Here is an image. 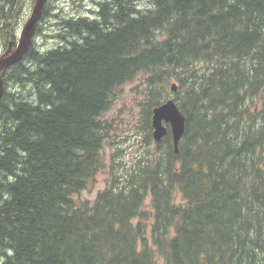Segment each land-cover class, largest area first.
Returning <instances> with one entry per match:
<instances>
[{
    "label": "trees",
    "instance_id": "trees-1",
    "mask_svg": "<svg viewBox=\"0 0 264 264\" xmlns=\"http://www.w3.org/2000/svg\"><path fill=\"white\" fill-rule=\"evenodd\" d=\"M95 7L3 71L34 91L0 102V264H264V0ZM18 10L0 0L5 48ZM137 79L141 149L80 199L112 145L105 114ZM170 99L186 121L178 153L169 126L153 138Z\"/></svg>",
    "mask_w": 264,
    "mask_h": 264
},
{
    "label": "rangeland",
    "instance_id": "rangeland-1",
    "mask_svg": "<svg viewBox=\"0 0 264 264\" xmlns=\"http://www.w3.org/2000/svg\"><path fill=\"white\" fill-rule=\"evenodd\" d=\"M36 0H16L19 12L16 19V36L19 41L22 29L32 15V10ZM148 0H144L146 5ZM46 16L38 24L39 32L34 38L33 46L37 50L47 51L57 47L61 40L57 38L59 23L61 19L72 17L92 16L95 7V0H49ZM6 48L0 45V55ZM1 57V56H0ZM25 65L31 67V63ZM33 88L29 85H17L10 82L5 87V92L17 94L21 98H29L33 95ZM144 85L140 79L124 86L116 98L112 108L105 114L114 126L115 132L110 139L112 145L105 148V168L98 174L95 181H91L80 199L94 201L98 192L107 187L109 181L110 166L123 162L129 164L139 153L140 142L143 132L139 129L141 103L144 97ZM15 97V96H14ZM117 150L123 151L117 154ZM114 155V157H113ZM79 197H76L78 199ZM149 208V206H148Z\"/></svg>",
    "mask_w": 264,
    "mask_h": 264
},
{
    "label": "water",
    "instance_id": "water-1",
    "mask_svg": "<svg viewBox=\"0 0 264 264\" xmlns=\"http://www.w3.org/2000/svg\"><path fill=\"white\" fill-rule=\"evenodd\" d=\"M49 0H36L32 10V15L24 25L20 39L12 52L13 45L10 43L5 55L0 57V102L5 92L3 71L21 62L25 55L32 48L37 27L44 16L45 6ZM176 91V84L172 85ZM185 117L179 110L176 102L172 99L156 107L153 110L152 127L153 138L159 142L168 134V128L173 138L175 152L178 153V146L185 132Z\"/></svg>",
    "mask_w": 264,
    "mask_h": 264
},
{
    "label": "flooded vegetation",
    "instance_id": "flooded-vegetation-1",
    "mask_svg": "<svg viewBox=\"0 0 264 264\" xmlns=\"http://www.w3.org/2000/svg\"><path fill=\"white\" fill-rule=\"evenodd\" d=\"M10 43H12V45H13V48H12V52H13V51L15 50V47H16L17 43H18L17 36H16V32H15V35H14V39L11 40ZM2 47H3V46H2ZM7 50H8V48H6L3 52H1V55H0V56L5 55L6 52H7Z\"/></svg>",
    "mask_w": 264,
    "mask_h": 264
},
{
    "label": "bare ground",
    "instance_id": "bare-ground-1",
    "mask_svg": "<svg viewBox=\"0 0 264 264\" xmlns=\"http://www.w3.org/2000/svg\"><path fill=\"white\" fill-rule=\"evenodd\" d=\"M110 3V2H109ZM77 18V17H76ZM85 19H86V17H84ZM32 47H33V45H32Z\"/></svg>",
    "mask_w": 264,
    "mask_h": 264
}]
</instances>
